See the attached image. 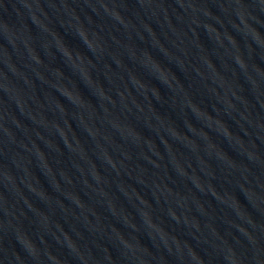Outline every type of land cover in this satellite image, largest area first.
Instances as JSON below:
<instances>
[{"label":"water","instance_id":"water-1","mask_svg":"<svg viewBox=\"0 0 264 264\" xmlns=\"http://www.w3.org/2000/svg\"><path fill=\"white\" fill-rule=\"evenodd\" d=\"M0 264H264V0H0Z\"/></svg>","mask_w":264,"mask_h":264}]
</instances>
